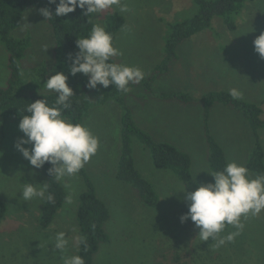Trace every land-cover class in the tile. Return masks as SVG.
<instances>
[{"label":"rangeland","instance_id":"1","mask_svg":"<svg viewBox=\"0 0 264 264\" xmlns=\"http://www.w3.org/2000/svg\"><path fill=\"white\" fill-rule=\"evenodd\" d=\"M121 3L126 5V12L113 6L93 14V20L104 27L108 14L119 13L124 18L113 42L121 55L112 58L115 63L139 67L145 80L129 87L125 103L135 125L155 142L170 143L189 154L191 179L180 181L172 170L154 168L148 150L131 136L135 167L158 195L155 206L144 205L130 184L115 177L121 151L120 106L113 100L98 104L90 95V108L82 124L98 138L99 146L83 169L110 212L104 225L110 241L100 244L92 264H264V209L258 214L242 215L243 229L233 241L219 247L211 238L201 241L199 229L190 219L184 223L179 219L187 211L184 192L180 191L183 185L192 191L200 183L213 181L198 98L209 91L235 88L241 93L238 99L261 107L260 117L264 119V58L253 45L254 38L264 31V0L245 2L231 17L234 28L214 16L209 29L178 45L177 59L161 72L155 67L164 55L166 24L193 16L197 5L193 0ZM11 36L30 38L20 60L22 92H53L45 82L61 69L56 65L52 34L40 9H26ZM7 56L0 42V86L7 83ZM173 91L189 94L193 102L183 105L158 97ZM18 123L15 118L0 116V200L7 206L0 221V264H64L65 257L77 254L76 209L85 184L79 171L58 180L65 201L49 225L42 227L39 217L43 200L25 202L20 193L23 183H46V177L15 148L14 142L23 135ZM208 125L223 147L227 163L235 161L245 166L256 138L244 115L229 105L216 103L210 108ZM257 135L264 151V126L257 129ZM249 174L257 176L251 171ZM60 231L68 240L63 251L54 247ZM236 231L226 225L217 240ZM176 253L178 258H174Z\"/></svg>","mask_w":264,"mask_h":264},{"label":"trees","instance_id":"2","mask_svg":"<svg viewBox=\"0 0 264 264\" xmlns=\"http://www.w3.org/2000/svg\"><path fill=\"white\" fill-rule=\"evenodd\" d=\"M197 5L196 13L186 19L169 22L166 25L164 37L163 58L155 67L159 72L165 71L167 66L177 59L176 49L180 43L194 34L209 29L214 16L223 19L230 28H234L231 17L238 13L245 2L252 0H193ZM58 3V0H57ZM48 7L54 12L55 4H48V0H0V42L7 51L8 78L5 86H0V116L3 119L15 118L20 121L25 113V106L37 99H46L51 105L56 99V93H23L21 82L20 60L26 47L30 44L29 37L15 38L11 32L20 24L23 12L28 8ZM83 9L77 7L75 11L65 16L46 18L54 42V51L57 58V67L68 75L67 83L72 87V107L63 111V115L73 123L83 121L90 108V95L94 96L98 104H104L113 100L121 111V151L117 163L116 179L130 184L138 193L140 200L146 206L153 207L158 201V195L153 185L144 178L136 169L132 157L130 138L135 136L149 152L152 165L156 169L172 170L177 179L188 182L191 179V161L188 153L180 150L167 142H155L149 134L137 127L131 118L130 108L125 103V93L117 90L110 84L108 88L98 85L95 89L86 87L87 76L83 74L69 75L71 60L69 54L78 51L76 40L87 37L96 23L92 16L83 14ZM125 21L119 13L108 14L104 21V28L113 37L124 25ZM110 62H115L111 57ZM151 79V77L149 78ZM141 81H145L144 79ZM132 82L129 83L130 87ZM159 99L165 102H178L186 105L193 102V98L183 91H173L158 94ZM202 107L203 131L208 150L207 163L212 172L223 170L227 165L225 151L221 144L211 133L208 125L210 108L213 104L221 103L239 110L255 133V142L247 156L245 167L255 175H264V151L258 140L257 129L264 126V119L260 117L261 107L252 102L233 99L227 90H214L202 94L198 98ZM50 164L45 163L40 170L46 177L48 189L46 195L51 193L54 202L43 200L39 224L47 227L54 219L58 209L65 201L66 195L62 185L55 177H51L47 171ZM83 178L85 188L78 195L76 209V221L79 230L77 254L83 257L85 264H92L93 258L101 243L110 241L104 225L110 217L106 204L96 195L94 186L88 175L82 168L79 170ZM7 211L6 204L0 200V221ZM84 237L87 246L81 244L80 238ZM178 253L174 258H178Z\"/></svg>","mask_w":264,"mask_h":264},{"label":"clouds","instance_id":"3","mask_svg":"<svg viewBox=\"0 0 264 264\" xmlns=\"http://www.w3.org/2000/svg\"><path fill=\"white\" fill-rule=\"evenodd\" d=\"M48 4H55L56 7L54 12L48 7L40 9L45 19H51L53 15L65 16L77 7L90 17L113 6H118L121 12L127 11L121 0H58V3L57 0H48ZM76 45L78 51L74 55L69 54V75L79 73L87 76L86 87L95 89L99 84L108 88L112 84L118 91L127 93L130 82L139 83L143 80L144 72L139 67L110 62L111 57L121 53L113 46V37L103 26L94 25L87 37L76 40ZM253 45L259 56L264 58V31L254 38ZM67 80L68 75L62 71L49 76L46 87L56 93V99L51 105L46 99H37L25 106L27 114L18 123L23 135L14 142L15 148L33 169H40L48 163L49 175L57 180L75 175L99 146L98 138L85 125L73 123L62 114L72 107L71 98L75 96ZM229 95L233 99L241 97L240 91L235 88L229 90ZM210 174L213 181L200 183L192 191H187L184 185L180 189L184 192L183 201L187 211L179 219L181 223L190 219L194 227L199 229L201 241L211 238L217 241L216 246L219 247L233 241L239 230L243 229L240 221L242 215L249 212L258 214L264 209V175L253 178L244 165L235 161L227 163L223 170ZM47 189L46 183L25 182L20 195L25 202L33 199L54 202L51 193L46 195ZM226 225H232L238 231L217 240ZM79 242L87 246L84 237ZM67 245L65 232H58L54 247L63 251ZM64 264L85 262L82 256L73 255L65 257Z\"/></svg>","mask_w":264,"mask_h":264}]
</instances>
